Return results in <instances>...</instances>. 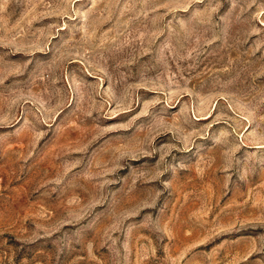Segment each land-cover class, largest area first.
I'll return each mask as SVG.
<instances>
[{"label": "rangeland", "instance_id": "374dc122", "mask_svg": "<svg viewBox=\"0 0 264 264\" xmlns=\"http://www.w3.org/2000/svg\"><path fill=\"white\" fill-rule=\"evenodd\" d=\"M0 264H264V0H0Z\"/></svg>", "mask_w": 264, "mask_h": 264}]
</instances>
